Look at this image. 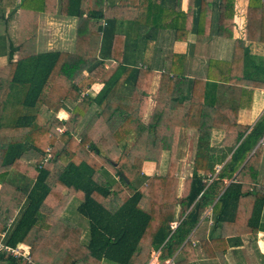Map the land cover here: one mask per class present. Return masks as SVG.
<instances>
[{
	"label": "trees",
	"instance_id": "1",
	"mask_svg": "<svg viewBox=\"0 0 264 264\" xmlns=\"http://www.w3.org/2000/svg\"><path fill=\"white\" fill-rule=\"evenodd\" d=\"M56 1L78 20L85 52L36 51L37 14ZM207 6L209 35H222L235 0H188L185 11L180 0H0L18 13L16 43L0 63L1 243L28 246L30 258L0 250V264H148L152 251L159 260L195 264L199 246L218 258L204 264H221L228 236L256 235L264 206V111L253 125L238 113L251 107L254 88L264 89V54L248 45L264 46V0H248L244 37L234 40L231 59L211 62L176 99L172 74L181 72V54H173L143 119L153 68L139 58L161 29L174 40L203 35ZM126 44L135 50L132 60ZM94 82L102 86L91 96ZM122 94L128 107L116 98ZM61 108L66 118L56 116ZM181 127L196 134L182 181L175 154ZM213 129L223 130L216 146ZM163 151L165 172L145 173V162L159 168ZM72 198L87 219L86 240L63 215ZM206 214L210 234L194 242L189 235Z\"/></svg>",
	"mask_w": 264,
	"mask_h": 264
},
{
	"label": "crops",
	"instance_id": "2",
	"mask_svg": "<svg viewBox=\"0 0 264 264\" xmlns=\"http://www.w3.org/2000/svg\"><path fill=\"white\" fill-rule=\"evenodd\" d=\"M17 2H19V0H17ZM247 3L248 0H235L234 15L232 18H227L225 20L222 35H209L211 19L210 6H207L203 35L191 33L186 40H174L172 34L166 29H161L157 32L156 39L151 41L146 46V49L139 58L140 62L144 65L151 64L153 68V74L149 85V96L143 117L144 121L148 119L155 106L161 73L163 70H169L173 54H181L178 60L180 64L178 67L181 69V72L180 74H172V96L175 99L185 93L189 79L203 77L206 74L208 69L207 67L211 62H225L231 59L234 40L236 38L244 37ZM49 7L51 9L53 8V5L48 2L46 5V10L48 11H39L37 14L36 51L46 52L55 50H74L79 53L85 52L87 43L77 38V34L81 31L77 26L78 20L61 13L59 11V1H56L55 7L52 11H49ZM180 8L184 11L187 10L188 0H180ZM17 20V11H12L10 7H0V39L2 40L1 43L4 44L3 46H0V49H3V51L0 52V63H3L4 60H6L4 52L8 50V45L10 43H16ZM101 21L103 22V20ZM90 27H92V24H90ZM141 29L143 30L144 28ZM248 45L253 53L264 54V46L262 43L251 42L248 43ZM136 50L141 51V47ZM126 53L129 57L128 59L132 60L134 57L133 54L135 53L132 44H126ZM101 86V82H94L90 87H88L86 93L94 96L100 90ZM116 98L120 101V104L124 107H128L130 103L128 95H116ZM176 104V100H171L169 106L174 109L177 108ZM66 105L70 108L69 104ZM263 111L264 89L254 88L251 107L241 109L238 113V119L243 123L253 125ZM97 114L98 111H95L93 117L89 123H87L85 128L83 127L78 129L77 132H79L78 134L80 137L84 135ZM56 116L66 118L68 116V109H59ZM191 131L194 133L193 130L188 129L187 127H181L180 129L175 151L178 159L181 157L179 154L180 150L178 148L180 146L178 144L186 136H189ZM193 133L191 134L194 136L195 141L196 136ZM216 134L217 136H215ZM222 137L223 130L213 129L211 140H213V138H217L218 142L216 145L220 143ZM188 139L189 138H187V141ZM167 155H169L168 151L162 152L160 166L158 169L155 167L153 162H145L144 172L147 174L165 172L168 160ZM190 172L191 170L189 173ZM261 177L264 179V152L261 157L258 172L259 185L264 184ZM72 200L73 198L69 200L63 211V215L66 218L77 222L69 217L70 215L68 214L69 206L71 205ZM78 204L79 200H77L75 209ZM211 226L212 221L210 216L209 214H206L201 218L196 227H194L189 237L194 242L208 238ZM84 232L85 229H83V233ZM214 232L217 233V230ZM1 237L2 234H0V243L2 242ZM227 243L228 247L224 253V259H222L221 264H264V206L258 223V231L256 235L245 234L228 236ZM196 252L198 254V258L195 264L218 261V258H208L205 256L204 250L200 246L197 248ZM169 260V264H173V259L171 258ZM157 262H159L158 256Z\"/></svg>",
	"mask_w": 264,
	"mask_h": 264
},
{
	"label": "rangeland",
	"instance_id": "3",
	"mask_svg": "<svg viewBox=\"0 0 264 264\" xmlns=\"http://www.w3.org/2000/svg\"><path fill=\"white\" fill-rule=\"evenodd\" d=\"M1 42H2V40L0 39V46H3L4 44L1 43ZM188 129H190V128H188ZM190 130H192V129H190ZM191 133H193V132L191 131ZM191 133H190L189 136H186L183 140H181L180 143L178 144L180 146L178 148L180 150L179 154L181 156L180 159H178L179 160V163H178V166H179L178 176L180 177L181 181L183 180V178L185 176H187L189 174V171L191 170L190 164H191L192 157L194 155L195 141H196V138H195V141H194V136H192ZM193 134L196 136L195 132ZM215 136H217V134ZM187 138H189L188 141H187ZM129 140H132L131 137H129ZM217 140H218L217 138H213V140H211L212 143H213L212 144L213 146H216V143L218 142ZM162 173H164V172H162ZM261 179H262V177H261ZM262 182H264V179H262ZM76 203H77V199L73 198V200L71 202V205L69 206V210H68V214L70 215L69 217H71L72 219L76 220L77 223L81 226V228L85 229V231H86L87 224H88L87 223V219L84 216L80 215L75 210ZM83 234L84 235H83L82 239L86 240L87 239L86 238L87 237L86 236V232L83 233ZM157 256H158V252L157 251H152L151 252V258H150L148 264H169V261H170L169 259H171V258L166 259V260H159V262H157ZM101 264H117V263L103 260L101 262Z\"/></svg>",
	"mask_w": 264,
	"mask_h": 264
},
{
	"label": "built area",
	"instance_id": "4",
	"mask_svg": "<svg viewBox=\"0 0 264 264\" xmlns=\"http://www.w3.org/2000/svg\"><path fill=\"white\" fill-rule=\"evenodd\" d=\"M0 250L10 253L14 257H21L30 262L29 248L26 245L18 244L15 247L7 246L0 243Z\"/></svg>",
	"mask_w": 264,
	"mask_h": 264
}]
</instances>
